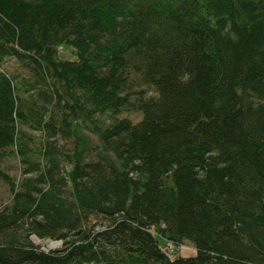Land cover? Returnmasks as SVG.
Here are the masks:
<instances>
[{"label":"trees","instance_id":"trees-1","mask_svg":"<svg viewBox=\"0 0 264 264\" xmlns=\"http://www.w3.org/2000/svg\"><path fill=\"white\" fill-rule=\"evenodd\" d=\"M107 112L102 152L67 154ZM3 182L0 264H264V0H0Z\"/></svg>","mask_w":264,"mask_h":264},{"label":"rangeland","instance_id":"rangeland-1","mask_svg":"<svg viewBox=\"0 0 264 264\" xmlns=\"http://www.w3.org/2000/svg\"><path fill=\"white\" fill-rule=\"evenodd\" d=\"M59 55L61 58H68L72 60L77 59V52L71 47H60ZM9 65L10 70L12 71L17 70L20 72H24L22 66H20L17 61L10 60ZM137 80L138 79H136L135 82H137ZM124 117L129 118L136 123L142 119V113L133 109H125L118 114V118ZM95 119L98 121V123H95L94 121H91L89 119H86L85 123L81 121L75 122L73 125L74 131L72 135L68 139L60 140V143L64 146L67 154H70L74 158L76 154L84 152V154H86L88 158H92L94 156H98V154L102 152V143L98 134L94 130V125H109L115 120V118H113L112 115L107 112L104 114H96ZM26 130L30 135L33 136V139L31 140L34 142V148H37L32 158L34 161H41L42 155L39 150L40 146L44 142L42 131L34 130L33 128H26ZM62 160L63 164L69 166L70 160L66 156ZM2 166L14 178L15 181H22V172L25 168V164L21 161V158L19 156H17L16 154H12L10 157H8L4 164H2ZM12 198L13 194L10 185L3 182L0 189V207L10 203ZM94 221L95 220H93V222ZM33 241L36 244H39L41 246V249L45 248L46 250H48V252L51 250H59L63 247L62 240H43L38 238L37 236H33ZM55 241H61V243L58 247L50 249L48 245H50L51 242ZM161 244L165 245L163 249L168 252L172 258L182 255L195 256L197 252L194 245L188 241L182 245L172 246L170 242L165 243L164 240H161Z\"/></svg>","mask_w":264,"mask_h":264},{"label":"bare ground","instance_id":"bare-ground-1","mask_svg":"<svg viewBox=\"0 0 264 264\" xmlns=\"http://www.w3.org/2000/svg\"><path fill=\"white\" fill-rule=\"evenodd\" d=\"M58 246H59V242H56V241L55 242H51L50 245H49L50 248H56Z\"/></svg>","mask_w":264,"mask_h":264},{"label":"water","instance_id":"water-1","mask_svg":"<svg viewBox=\"0 0 264 264\" xmlns=\"http://www.w3.org/2000/svg\"><path fill=\"white\" fill-rule=\"evenodd\" d=\"M56 242H59V244L61 243V241H56ZM48 247H49V245H48ZM50 248V247H49ZM50 249H52V248H50ZM44 251H48V250H46L45 248H44Z\"/></svg>","mask_w":264,"mask_h":264}]
</instances>
